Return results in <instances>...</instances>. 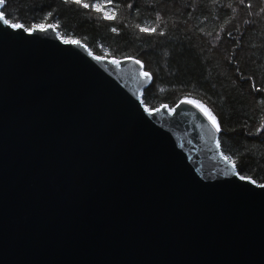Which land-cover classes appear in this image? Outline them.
Returning <instances> with one entry per match:
<instances>
[{
	"label": "water",
	"instance_id": "obj_1",
	"mask_svg": "<svg viewBox=\"0 0 264 264\" xmlns=\"http://www.w3.org/2000/svg\"><path fill=\"white\" fill-rule=\"evenodd\" d=\"M11 24L0 20V264H264V188L239 178L200 109L150 110L137 59Z\"/></svg>",
	"mask_w": 264,
	"mask_h": 264
},
{
	"label": "trees",
	"instance_id": "obj_2",
	"mask_svg": "<svg viewBox=\"0 0 264 264\" xmlns=\"http://www.w3.org/2000/svg\"><path fill=\"white\" fill-rule=\"evenodd\" d=\"M1 12L28 31L53 25L97 56L139 60L153 77L148 109L200 102L238 173L264 184V0H5Z\"/></svg>",
	"mask_w": 264,
	"mask_h": 264
},
{
	"label": "snow or ice",
	"instance_id": "obj_3",
	"mask_svg": "<svg viewBox=\"0 0 264 264\" xmlns=\"http://www.w3.org/2000/svg\"><path fill=\"white\" fill-rule=\"evenodd\" d=\"M74 2L77 3V4H81L82 0H74ZM241 2H243V0H241ZM4 3H5V0H0V5H3ZM82 6L85 7V8L89 7V5L87 3H83ZM107 18L108 19H114L113 16H108ZM0 20L4 21V23H8V20L5 17V14L3 12H0ZM11 27H13L15 29H22V28H24V25L23 24H19V23H12ZM37 28L40 31H47V27L45 25H37ZM141 31H143V32H153L154 33L156 31V29L155 28H142ZM65 43L79 44L80 42L72 40V41H65ZM96 58L98 60L101 59V57H99V56L96 57ZM135 62L137 64H140L139 60H136ZM113 63H116V61H113ZM142 75L145 78H150V76H151V74L149 72H147V71H144L142 73ZM185 102L189 103V104H194L195 107L200 109L203 112V114L208 118V120L211 121L212 125L215 127L217 132H221L222 131V127H221L220 122L217 121L216 117L212 114V112L208 108H206L203 104L198 103L197 101H194V100H186ZM225 159L229 160L231 162L230 157H225ZM232 167H233V169L236 168V164L234 162H232ZM239 178L241 180H250V182L255 183V180H251L250 177H245L243 175H240ZM260 187L264 188V184H261Z\"/></svg>",
	"mask_w": 264,
	"mask_h": 264
},
{
	"label": "rangeland",
	"instance_id": "obj_4",
	"mask_svg": "<svg viewBox=\"0 0 264 264\" xmlns=\"http://www.w3.org/2000/svg\"><path fill=\"white\" fill-rule=\"evenodd\" d=\"M98 5V4H97ZM98 8H99V5H98ZM106 14H107V16H111V12H110V9L109 10H106ZM65 40H67V39H65ZM69 41V40H68ZM71 41V40H70Z\"/></svg>",
	"mask_w": 264,
	"mask_h": 264
},
{
	"label": "bare ground",
	"instance_id": "obj_5",
	"mask_svg": "<svg viewBox=\"0 0 264 264\" xmlns=\"http://www.w3.org/2000/svg\"><path fill=\"white\" fill-rule=\"evenodd\" d=\"M187 100H192V99H189V98H188ZM205 117H206V116H205ZM206 118H207V117H206ZM207 119H208V118H207ZM209 122L211 123V121H209ZM211 124H212V123H211Z\"/></svg>",
	"mask_w": 264,
	"mask_h": 264
}]
</instances>
